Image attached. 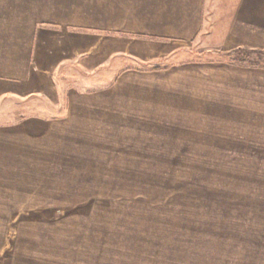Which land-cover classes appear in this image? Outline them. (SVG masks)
Masks as SVG:
<instances>
[{
    "label": "rangeland",
    "instance_id": "374dc122",
    "mask_svg": "<svg viewBox=\"0 0 264 264\" xmlns=\"http://www.w3.org/2000/svg\"><path fill=\"white\" fill-rule=\"evenodd\" d=\"M95 38L88 65L43 58L53 71L36 94L0 99L41 165L10 170L0 264H264V36L200 45L121 36L104 40L105 53ZM196 66L226 72L214 93L229 95L232 112L193 106L202 113L190 124L186 106L88 99L76 110L83 120L65 121L77 94L112 97L121 73Z\"/></svg>",
    "mask_w": 264,
    "mask_h": 264
},
{
    "label": "crops",
    "instance_id": "0c3cea01",
    "mask_svg": "<svg viewBox=\"0 0 264 264\" xmlns=\"http://www.w3.org/2000/svg\"><path fill=\"white\" fill-rule=\"evenodd\" d=\"M90 36H96L98 48L104 53L107 46L104 40H111L115 45L121 36L197 45L204 36H264V0H0L1 101L9 103L11 95L36 94L43 74L53 71V68L51 71L42 68L43 58H62L58 62L65 64L64 58L70 61L76 56L81 57V65H88L83 57L88 54ZM114 55L115 51L109 54ZM210 70L196 66L121 73L113 81L112 97L102 92L92 97L77 94L78 102L72 99L73 110L65 121L83 120L78 117L84 113L77 114L76 110L90 99L97 103V99H109V103L116 104L136 102V99L141 105L169 106L171 111L167 113L175 112V106H186L189 111L181 120L190 124L201 118L202 113L199 111L194 116L193 106L209 104L211 108L223 104L225 110L232 112L228 107L229 95L221 93L226 97L221 102L214 93L219 91L218 84L225 81L222 74L226 72ZM218 74L222 81L218 80ZM13 88L24 92H10ZM4 109L0 107V252L5 247L4 234L8 233L11 215V171L41 168L35 162L40 152L35 154L37 148L30 149L29 144L25 145L29 143L26 140H21L24 144L20 147L18 139L28 134L11 132L9 111ZM174 115L176 118L177 114ZM40 146L39 143L38 149ZM3 174L9 178L4 179ZM15 189L16 193L24 190L19 186Z\"/></svg>",
    "mask_w": 264,
    "mask_h": 264
}]
</instances>
